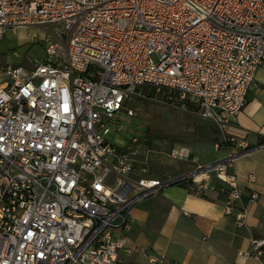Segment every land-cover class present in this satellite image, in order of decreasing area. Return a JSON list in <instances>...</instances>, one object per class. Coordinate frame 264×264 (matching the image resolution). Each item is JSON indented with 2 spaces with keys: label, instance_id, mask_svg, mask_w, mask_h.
Instances as JSON below:
<instances>
[{
  "label": "built area",
  "instance_id": "2783aa9c",
  "mask_svg": "<svg viewBox=\"0 0 264 264\" xmlns=\"http://www.w3.org/2000/svg\"><path fill=\"white\" fill-rule=\"evenodd\" d=\"M20 28L45 29L44 56L32 69L0 65V264H118L115 232L129 210L174 181L224 197L225 214L246 227L230 172L249 147L225 132L264 65V0H0V40ZM144 87L193 104L227 156L148 177L136 150L108 140ZM166 156L190 162L184 146ZM238 256L264 264V238Z\"/></svg>",
  "mask_w": 264,
  "mask_h": 264
},
{
  "label": "crops",
  "instance_id": "0c3cea01",
  "mask_svg": "<svg viewBox=\"0 0 264 264\" xmlns=\"http://www.w3.org/2000/svg\"><path fill=\"white\" fill-rule=\"evenodd\" d=\"M225 136L243 140L249 147L230 172L241 189L239 206L247 210L246 227H237L234 216L225 214L224 197L201 198L182 186H165L134 205L127 227L116 230L125 241L118 264H152L151 256L175 264H260L239 257L238 252L247 250L251 240L264 238V65L258 67L246 106L229 123ZM222 142V135L217 134L181 144L192 153L182 173L227 156ZM250 175L253 182L247 180ZM251 193L257 194L254 202Z\"/></svg>",
  "mask_w": 264,
  "mask_h": 264
},
{
  "label": "rangeland",
  "instance_id": "374dc122",
  "mask_svg": "<svg viewBox=\"0 0 264 264\" xmlns=\"http://www.w3.org/2000/svg\"><path fill=\"white\" fill-rule=\"evenodd\" d=\"M44 37L45 29L20 28L5 32L0 40V65L32 69L33 62L44 56L41 41ZM144 88L127 103L135 116L128 118L124 111L118 114L108 140L121 149L136 150V160H145L138 167H145L148 177L161 181L185 171L187 163L171 161L166 156L172 148L220 133L213 124L199 120L195 111L185 108L175 93H171L173 102L169 104L161 89ZM125 135L137 138L138 144L131 145ZM191 157L190 152V161Z\"/></svg>",
  "mask_w": 264,
  "mask_h": 264
},
{
  "label": "trees",
  "instance_id": "16d2710c",
  "mask_svg": "<svg viewBox=\"0 0 264 264\" xmlns=\"http://www.w3.org/2000/svg\"><path fill=\"white\" fill-rule=\"evenodd\" d=\"M145 89V88H144ZM161 91H163V92H165V95H166V97H167V99H166V102H168L169 104H172V102H173V97L171 96V93H169V95L168 94H166L167 93V91L166 90H163V89H161ZM183 105L185 106V108H187V109H192L193 111H196V107L193 105V104H191L190 102H188V101H183ZM185 184V182H181V183H179V186H183Z\"/></svg>",
  "mask_w": 264,
  "mask_h": 264
},
{
  "label": "water",
  "instance_id": "95a60500",
  "mask_svg": "<svg viewBox=\"0 0 264 264\" xmlns=\"http://www.w3.org/2000/svg\"><path fill=\"white\" fill-rule=\"evenodd\" d=\"M126 138L130 139L129 135H125ZM177 181H174L173 184L171 185H175Z\"/></svg>",
  "mask_w": 264,
  "mask_h": 264
}]
</instances>
